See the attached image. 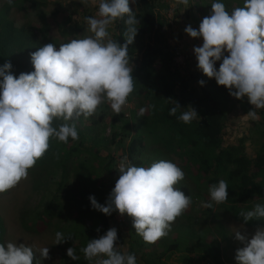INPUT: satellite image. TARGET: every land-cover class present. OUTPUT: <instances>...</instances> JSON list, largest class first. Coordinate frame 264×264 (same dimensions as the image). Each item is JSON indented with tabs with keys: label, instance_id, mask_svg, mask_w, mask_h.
<instances>
[{
	"label": "clouds",
	"instance_id": "clouds-1",
	"mask_svg": "<svg viewBox=\"0 0 264 264\" xmlns=\"http://www.w3.org/2000/svg\"><path fill=\"white\" fill-rule=\"evenodd\" d=\"M181 3L187 4L188 0ZM211 8L212 14L202 19L198 30L191 25L185 28L189 37L203 39L202 46L193 49L198 68L227 88L234 98L247 97L253 110L246 116L256 121V109H264V0H244V5L234 8L231 14L221 0H214ZM125 17L126 42L121 45L111 38L108 28ZM85 19L93 35L58 47L48 43L38 48L30 54L34 71L21 73L17 78L11 73L10 62L0 66V193L28 178V170L48 150L50 138L56 137L65 144L69 138L79 139L75 123L68 121L92 117L105 100L117 115L128 103L134 90L128 50L139 30L130 0H99L97 16ZM218 61L222 62L217 70ZM203 83L200 82L202 86ZM167 101L173 105L169 115H176L180 109L178 102ZM145 111L141 108L139 115L143 116ZM54 118H63L65 123L54 127ZM197 118L200 117L191 106L179 116L186 124ZM118 172L119 179L104 205L94 196L89 197L92 208L108 216L113 211L127 214L136 234L146 243L154 244L167 236L171 225L192 203L191 196L175 187L185 179L183 170L170 160L138 167L125 156L119 162ZM228 188L223 179L212 184L211 201H227ZM201 206L210 209L213 204L201 202ZM240 216L245 222L264 219V204L256 203L253 210L241 212ZM117 238V230L110 228L100 238L88 241L80 251L95 264H137L135 254L118 250ZM235 239L244 244L236 252L237 264H264V227L258 228L250 240L235 231ZM63 242L65 237L57 232L55 245ZM38 251L41 258H50L49 247ZM34 255L33 247L26 244H0V264H33ZM67 256L80 259L75 248H68Z\"/></svg>",
	"mask_w": 264,
	"mask_h": 264
},
{
	"label": "rangeland",
	"instance_id": "rangeland-1",
	"mask_svg": "<svg viewBox=\"0 0 264 264\" xmlns=\"http://www.w3.org/2000/svg\"><path fill=\"white\" fill-rule=\"evenodd\" d=\"M139 1L132 4L130 0V8L136 10ZM213 2L188 0L183 4L181 0H156V15L164 23L163 38L171 53L176 54L175 62L183 75L190 74L194 67V47L203 44L202 38L189 37L185 28L191 25L198 30L202 19L212 14ZM221 2L229 14L244 5V0ZM98 6L99 0H12L11 4L8 0H0V15L22 32L26 42L21 52V61H24L29 53L48 43L58 47L72 39L93 35L88 31L85 18L96 17ZM46 25L50 27L47 36ZM67 26L75 33L67 30L63 35L62 30ZM116 26L117 20L108 28L113 40L118 36ZM149 42L148 36L135 37L134 55L130 56L133 78L140 68L143 48ZM193 85L197 86V83L193 82ZM222 104L226 113L225 144H238L244 139L247 155L254 157L258 144L264 141L260 135L263 129L258 122L260 116L256 121L250 120L246 115L253 106L241 105L232 98L224 97ZM151 107L145 96L134 89L119 115L105 100L92 117L80 116L68 121L75 123L79 134L75 143L86 153L85 157H91L93 168L87 174H77L73 167L70 172L66 171V175L55 164L29 169L26 180L0 193V216L7 231L5 246L8 242L32 246L35 253L33 264H95V260L85 259L80 249L86 247L88 241L101 237V224L97 226L96 219L104 215L108 219V230L115 228L117 237L121 235L124 240L123 244H116L118 250L135 254L137 264H219L210 252V243L214 240L220 245L222 264H237L236 252L244 244L235 239V231L250 240L261 227L246 226L235 218L229 206L211 201L210 187L198 177L197 171L186 165L168 144L151 139L150 129L154 122ZM141 108L146 109L143 116L139 115ZM137 133L150 138L139 146L136 158L146 163V167L159 160L176 163L185 173V179L175 187L192 199L190 207L171 225L168 235L154 244L146 243L133 232V220L127 214L122 216L113 211L110 216L105 215L94 210L89 200L94 196L99 204L106 203L119 179V162L128 157L129 145ZM85 199H88L86 207L82 206ZM201 202H211L213 207L204 208ZM53 203L59 208L54 218L43 227L41 219ZM57 232L63 234L65 242L55 245ZM44 247H49V259L41 258L39 254L38 250ZM68 248H75L80 259L69 258Z\"/></svg>",
	"mask_w": 264,
	"mask_h": 264
},
{
	"label": "trees",
	"instance_id": "trees-1",
	"mask_svg": "<svg viewBox=\"0 0 264 264\" xmlns=\"http://www.w3.org/2000/svg\"><path fill=\"white\" fill-rule=\"evenodd\" d=\"M156 8V0H140L137 9L133 10L139 21L137 36H148L150 39L143 48L140 68L134 75V89L142 93L152 106L150 113L154 122L151 124L150 137L168 144L175 154L185 160L186 165L197 171L198 177L205 180L207 186L217 184L221 179L225 180L229 188L228 199L223 204L229 206L235 218L246 226L264 227V219L245 222L240 216L241 212L253 210L256 203L264 204V141L258 144L254 157L247 155L244 139L238 144L231 145H226L224 141L226 113L222 99L228 97L241 105L251 104L247 97L238 100L229 94L227 88L219 86L214 78L206 77L198 68L196 56L193 57L194 67L191 73L182 74L175 62L176 54L171 53L166 39L163 38L164 23L156 15ZM126 19L127 17L117 19L118 36L115 40L121 45L126 42L123 36L126 31ZM44 29L47 36L50 31L49 25ZM67 30L75 33L72 27L67 26L62 30V34L66 35ZM21 33L5 19V16L0 15V66L10 62L11 73L17 78L21 73L34 71L30 53L21 61V52L26 44ZM128 55L129 57L134 55L133 44L129 46ZM221 62L216 63L217 70ZM201 81L204 82L203 86L200 84ZM193 82H196L197 86H194ZM168 99L178 102L181 110L178 109L176 115H169L173 105L167 101ZM189 106L195 109L200 118L186 124L179 116L181 111ZM257 113L260 116L258 122L263 127L260 135L264 138V109L257 110ZM61 124L63 118H54V127L58 128ZM149 138L142 133H137L133 137L128 152L131 164L146 167V163L136 158V153L139 146ZM84 154L87 156L71 138L65 144L52 137L48 150L31 169L55 164L62 168L65 175L66 171L70 172L73 167L77 174H87L93 168L94 162L91 157L87 158ZM87 200H84L82 206H87ZM58 206L53 203L51 209L44 213L45 217L41 219L43 227L54 218ZM100 224L103 236L108 230L106 216L97 217L96 225ZM132 229L135 232L133 227ZM6 232L5 222L0 216V244L5 245ZM123 243L122 236H118L116 244ZM210 252L213 258L222 264L218 241L210 243ZM190 263L193 261L190 260Z\"/></svg>",
	"mask_w": 264,
	"mask_h": 264
},
{
	"label": "crops",
	"instance_id": "crops-1",
	"mask_svg": "<svg viewBox=\"0 0 264 264\" xmlns=\"http://www.w3.org/2000/svg\"><path fill=\"white\" fill-rule=\"evenodd\" d=\"M194 56H195V53H194Z\"/></svg>",
	"mask_w": 264,
	"mask_h": 264
}]
</instances>
